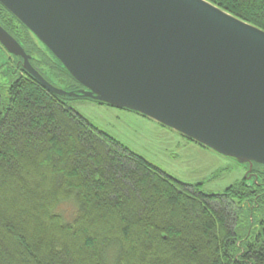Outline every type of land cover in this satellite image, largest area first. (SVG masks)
Listing matches in <instances>:
<instances>
[{"label":"trees","instance_id":"trees-1","mask_svg":"<svg viewBox=\"0 0 264 264\" xmlns=\"http://www.w3.org/2000/svg\"><path fill=\"white\" fill-rule=\"evenodd\" d=\"M207 1L264 30V0ZM0 24L32 65L79 84L1 5ZM15 58L20 75L0 95V264H264V193L245 202L242 184L204 194L168 176ZM69 201L66 221L57 207Z\"/></svg>","mask_w":264,"mask_h":264},{"label":"water","instance_id":"water-1","mask_svg":"<svg viewBox=\"0 0 264 264\" xmlns=\"http://www.w3.org/2000/svg\"><path fill=\"white\" fill-rule=\"evenodd\" d=\"M81 85L59 96L136 112L238 164L264 165V30L207 0H0ZM249 168V169H250Z\"/></svg>","mask_w":264,"mask_h":264},{"label":"rangeland","instance_id":"rangeland-1","mask_svg":"<svg viewBox=\"0 0 264 264\" xmlns=\"http://www.w3.org/2000/svg\"><path fill=\"white\" fill-rule=\"evenodd\" d=\"M17 66L16 58L0 44V95L5 102L10 85L20 75ZM40 68L51 84L64 91L82 88L60 69H50L43 65ZM66 103L98 129L157 166L168 176L194 186L204 194L223 193L227 187L237 184L243 175L241 164L211 149L202 148L180 133L136 112L79 96L68 97ZM259 210L254 213L255 220ZM57 211L66 221H71L75 214V205L70 201L65 202L57 207ZM241 225L243 223L238 221V233Z\"/></svg>","mask_w":264,"mask_h":264},{"label":"flooded vegetation","instance_id":"flooded-vegetation-1","mask_svg":"<svg viewBox=\"0 0 264 264\" xmlns=\"http://www.w3.org/2000/svg\"><path fill=\"white\" fill-rule=\"evenodd\" d=\"M188 139V138H187ZM190 140V139H189ZM192 141V140H190ZM194 142V141H192ZM197 144V143H196ZM199 145V144H198ZM202 148L204 146L199 145ZM209 149V148H208ZM230 159V158H228ZM232 160V159H230ZM234 161V160H232ZM235 162V161H234ZM237 163V162H235ZM249 164L242 165L243 175L237 181V184H242L241 191L245 194L247 190L252 194L249 198H244L245 202L252 199L256 201L264 193V165L252 163L251 168Z\"/></svg>","mask_w":264,"mask_h":264}]
</instances>
